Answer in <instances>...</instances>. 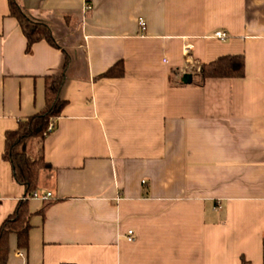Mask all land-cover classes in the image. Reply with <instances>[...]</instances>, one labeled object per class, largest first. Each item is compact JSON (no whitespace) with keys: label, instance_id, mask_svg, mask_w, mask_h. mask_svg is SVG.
<instances>
[{"label":"crops","instance_id":"1","mask_svg":"<svg viewBox=\"0 0 264 264\" xmlns=\"http://www.w3.org/2000/svg\"><path fill=\"white\" fill-rule=\"evenodd\" d=\"M16 1L60 47L26 50L0 0V220L23 192L4 133L68 64L43 140L49 204L29 199L28 244L11 234L7 264H263L264 0ZM187 43L198 64L242 54L244 75L189 85ZM120 60L122 76L97 78Z\"/></svg>","mask_w":264,"mask_h":264},{"label":"trees","instance_id":"2","mask_svg":"<svg viewBox=\"0 0 264 264\" xmlns=\"http://www.w3.org/2000/svg\"><path fill=\"white\" fill-rule=\"evenodd\" d=\"M9 13L17 19L27 40L26 50H29L33 43L41 40L47 41L56 48L60 47L54 39L50 27L27 16L16 0H9ZM67 64L68 56L65 55L63 70L59 74L45 77L44 106L33 115L20 119L16 129L4 133L2 158L9 162L12 179L22 188L23 192L14 211L4 220H0V264H7L11 234L16 235V243L19 248L26 247L28 244L32 215L28 208V202L34 191H40L43 171L51 168L44 158L43 140L49 134L47 133L49 123L52 121L54 127L56 126V119L66 104V100L60 97V89L65 80L64 71ZM123 74V62L120 60L97 78L118 77ZM190 74L192 80L188 84L194 86L203 85L207 78L242 77L244 75V57L242 54L221 55L210 62L198 64ZM48 204L49 202H45L39 213L43 214ZM262 258L264 264V237ZM241 264H249V261L242 257Z\"/></svg>","mask_w":264,"mask_h":264},{"label":"built area","instance_id":"3","mask_svg":"<svg viewBox=\"0 0 264 264\" xmlns=\"http://www.w3.org/2000/svg\"><path fill=\"white\" fill-rule=\"evenodd\" d=\"M90 8H91V6L89 4L84 5V10H89ZM138 24L141 26L142 29H144V27H145V21L144 20L140 19L138 21ZM213 36L215 38L224 40L227 38V33L225 31H216L213 33ZM190 50H191V44L190 43L185 44L183 47V53H184L185 57H187V60L189 63L191 62V60H189ZM54 128H55L54 123L51 121L47 127V133L52 132L54 130ZM50 196H51L50 192L42 193L40 191H34L32 194L33 198L40 199L42 201L48 200ZM127 238L130 241L134 240L135 237H134V233L132 230L127 231ZM19 255H21V253H19Z\"/></svg>","mask_w":264,"mask_h":264},{"label":"water","instance_id":"4","mask_svg":"<svg viewBox=\"0 0 264 264\" xmlns=\"http://www.w3.org/2000/svg\"><path fill=\"white\" fill-rule=\"evenodd\" d=\"M183 80H184L186 83H190L191 80H192V76H191V74H190V73H185V74L183 75Z\"/></svg>","mask_w":264,"mask_h":264},{"label":"rangeland","instance_id":"5","mask_svg":"<svg viewBox=\"0 0 264 264\" xmlns=\"http://www.w3.org/2000/svg\"><path fill=\"white\" fill-rule=\"evenodd\" d=\"M190 64H191V65H190V67H189V72H191L193 68H195V67L198 66V63H195V62H193V61L190 62Z\"/></svg>","mask_w":264,"mask_h":264}]
</instances>
